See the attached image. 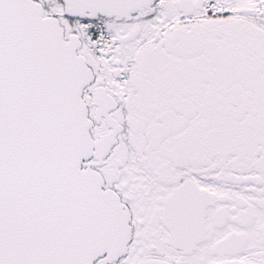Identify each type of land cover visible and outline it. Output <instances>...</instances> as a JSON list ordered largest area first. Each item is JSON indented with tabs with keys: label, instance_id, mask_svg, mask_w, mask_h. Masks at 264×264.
Masks as SVG:
<instances>
[{
	"label": "snow or ice",
	"instance_id": "snow-or-ice-1",
	"mask_svg": "<svg viewBox=\"0 0 264 264\" xmlns=\"http://www.w3.org/2000/svg\"><path fill=\"white\" fill-rule=\"evenodd\" d=\"M0 264H264V0H0Z\"/></svg>",
	"mask_w": 264,
	"mask_h": 264
}]
</instances>
